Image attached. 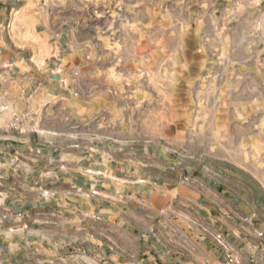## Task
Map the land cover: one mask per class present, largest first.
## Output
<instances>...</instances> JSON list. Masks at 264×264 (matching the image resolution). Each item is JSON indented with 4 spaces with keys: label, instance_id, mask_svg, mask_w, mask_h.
<instances>
[{
    "label": "crops",
    "instance_id": "obj_1",
    "mask_svg": "<svg viewBox=\"0 0 264 264\" xmlns=\"http://www.w3.org/2000/svg\"><path fill=\"white\" fill-rule=\"evenodd\" d=\"M189 25L264 74V0H0V264H223L222 241L264 264L261 183L152 153L103 114V76L135 73L104 61L148 58L135 29Z\"/></svg>",
    "mask_w": 264,
    "mask_h": 264
},
{
    "label": "rangeland",
    "instance_id": "obj_2",
    "mask_svg": "<svg viewBox=\"0 0 264 264\" xmlns=\"http://www.w3.org/2000/svg\"><path fill=\"white\" fill-rule=\"evenodd\" d=\"M150 34V44H143L135 29L134 47L148 53L145 60L104 61L108 68L135 67L134 75L103 76L112 89L103 114L118 119L110 129L196 168L242 169L250 183L264 186V74L255 61L238 74L236 45L230 61L218 58L220 49L197 44L190 25L167 28L161 39L157 29Z\"/></svg>",
    "mask_w": 264,
    "mask_h": 264
},
{
    "label": "built area",
    "instance_id": "obj_3",
    "mask_svg": "<svg viewBox=\"0 0 264 264\" xmlns=\"http://www.w3.org/2000/svg\"><path fill=\"white\" fill-rule=\"evenodd\" d=\"M2 195H3V192L0 191V196ZM260 235H263V233H260ZM221 244L225 252V262L223 264H239L240 261L235 255V253L233 252V250L231 249V247L223 241L221 242Z\"/></svg>",
    "mask_w": 264,
    "mask_h": 264
}]
</instances>
